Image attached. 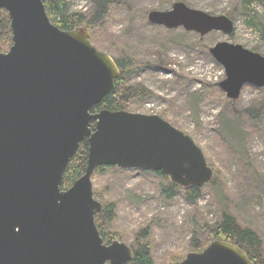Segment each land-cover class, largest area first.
Masks as SVG:
<instances>
[{"label": "water", "instance_id": "1", "mask_svg": "<svg viewBox=\"0 0 264 264\" xmlns=\"http://www.w3.org/2000/svg\"><path fill=\"white\" fill-rule=\"evenodd\" d=\"M12 45L0 51V264H126L131 248L105 244L95 223L102 205L91 177L97 167L161 172L181 188L209 184L213 171L193 139L157 115L92 112L114 89L119 70L85 28L63 31L41 0H0ZM151 24L204 35H231L227 16L175 2L151 11ZM225 72L230 100L245 85L264 87V56L219 42L209 49ZM88 143L81 177L62 189L79 144ZM177 264H253L243 251L213 241Z\"/></svg>", "mask_w": 264, "mask_h": 264}, {"label": "rangeland", "instance_id": "2", "mask_svg": "<svg viewBox=\"0 0 264 264\" xmlns=\"http://www.w3.org/2000/svg\"><path fill=\"white\" fill-rule=\"evenodd\" d=\"M65 1L71 12L85 18L77 28L87 30L98 51L114 62L129 60L128 84L149 92L143 101L132 99L125 111L157 115L190 136L213 171L195 203L179 186L168 197L164 189L172 182L152 171H94V198L102 207L115 206L105 226L111 242L132 248L147 244L153 264H177L189 252L217 241L211 232L227 212L259 237L258 262L264 264V87L245 85L230 100L218 86L225 79L224 69L209 53L217 43L228 42L264 56V0H109L107 17L98 28L87 25L92 0ZM177 1L212 16H227L234 23L233 33L201 36L148 21L149 12L168 11Z\"/></svg>", "mask_w": 264, "mask_h": 264}, {"label": "trees", "instance_id": "3", "mask_svg": "<svg viewBox=\"0 0 264 264\" xmlns=\"http://www.w3.org/2000/svg\"><path fill=\"white\" fill-rule=\"evenodd\" d=\"M44 4L46 14L49 20L63 31H71L76 29L85 18L81 14L71 12L70 4L65 0H41ZM93 13L87 25L92 28L103 26L107 17L109 0H92ZM12 45V33L10 29V20L7 12L0 8V51H7ZM115 64L119 70V76L115 80L114 89L103 100L95 106L92 112L106 109L109 111L126 110L132 99L143 101L149 95V92L140 85H129L131 71H129L130 62L125 58L115 60ZM88 143L83 141L71 158L63 176L62 189L69 188L75 180L81 177L87 165ZM110 168V166H100L95 169L102 170ZM153 172V171H152ZM163 178H167L161 172H153ZM215 179V178H214ZM214 181H212L213 183ZM211 183V181H210ZM65 187V188H64ZM178 189V185L173 184L171 188L164 189L168 192V197H173L174 189ZM173 189V191H172ZM184 192L189 202L195 203L201 195V187L185 188ZM114 207L112 204L102 207L100 214L96 215L95 223L104 243H111L112 237L105 231L114 216ZM212 236L216 240L225 241L233 244L245 253L253 264H261L258 262L261 253L262 242L254 231L239 226L234 217L229 213L223 212L220 220L215 224L212 230ZM146 231L142 236H146ZM194 241V239H193ZM193 245V244H192ZM196 245V244H195ZM133 256L126 264H153L150 250L147 244H139L137 247H130ZM193 250H199L200 247L194 246Z\"/></svg>", "mask_w": 264, "mask_h": 264}]
</instances>
